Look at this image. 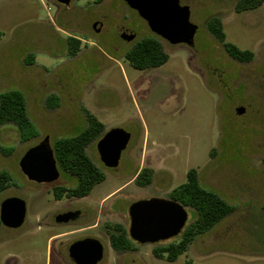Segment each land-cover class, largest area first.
Wrapping results in <instances>:
<instances>
[{"label": "rangeland", "instance_id": "rangeland-1", "mask_svg": "<svg viewBox=\"0 0 264 264\" xmlns=\"http://www.w3.org/2000/svg\"><path fill=\"white\" fill-rule=\"evenodd\" d=\"M181 1L199 27L193 46L161 40L169 61L137 70L125 53L153 34L123 1L72 0L59 10L51 0H0V93L25 95L39 133L21 142L16 127L0 128V145L14 148L8 155L0 152V172L13 176L0 204L19 197L27 206L22 227L0 229V264H75L69 249L84 237L104 245L100 264H264V3L237 13L239 0ZM213 17L222 20L227 42L254 52L252 62L228 55L208 31ZM126 29L136 33L132 41L121 38ZM70 37L81 41L74 57L68 56ZM29 55L33 64L26 61ZM51 95L59 98L55 109L47 105ZM84 109L103 123V135L120 128L131 139L115 169L101 162L99 140L92 143L87 152L106 180L85 198L56 200L54 187H75L77 179L59 169L58 181L37 184L19 163L47 136L54 148L57 139L82 132L88 126ZM143 169L153 171L146 187L135 182ZM190 169L236 212L196 237L175 262L156 258L153 249L159 244L131 238L133 250H113L109 227L120 224L129 232L130 206L170 199ZM76 209L86 213L76 223L55 220ZM186 210L187 226L195 212ZM181 234L162 244L179 241Z\"/></svg>", "mask_w": 264, "mask_h": 264}, {"label": "trees", "instance_id": "trees-1", "mask_svg": "<svg viewBox=\"0 0 264 264\" xmlns=\"http://www.w3.org/2000/svg\"><path fill=\"white\" fill-rule=\"evenodd\" d=\"M264 0H239L235 6L237 13L257 9ZM210 34L219 41L228 55L241 63H250L254 60L253 51L241 50L236 45L227 42L223 22L218 17L211 18L207 23ZM68 56L78 54L81 41L70 37L67 39ZM126 59L137 70L161 67L169 61V55L164 51L161 41L155 37H146L125 53ZM34 58L29 55L28 64H33ZM48 108L55 109L59 105V98L51 95L47 101ZM88 126L73 137L59 138L54 143V154L59 169L77 179V185L72 188L56 186L53 195L56 200L63 198H85L92 190L106 180V174L97 166L87 150L89 146L100 140L104 133V125L88 110L84 109ZM11 125L20 132L21 142H27L38 137L39 133L28 115L27 100L19 90H9L0 93V128ZM14 148H5L0 145V152L8 155ZM264 162V159H263ZM153 171L143 169L135 179L136 184L142 187L149 186ZM199 173L190 169L187 181L173 189L170 199L177 201L185 208L195 212L194 220L189 223L177 242L169 244L158 243L153 253L158 259L175 262L180 255L188 251L196 237L210 232L216 225L236 212V206L226 201L216 192L205 188L200 183ZM13 185V176L8 171L0 172V195ZM2 224L0 221V229ZM109 242L113 250L128 252L133 250V241L129 232L120 224L109 227ZM161 244V245H160Z\"/></svg>", "mask_w": 264, "mask_h": 264}, {"label": "water", "instance_id": "water-1", "mask_svg": "<svg viewBox=\"0 0 264 264\" xmlns=\"http://www.w3.org/2000/svg\"><path fill=\"white\" fill-rule=\"evenodd\" d=\"M69 5L71 0H56ZM144 19L152 32L170 44L193 46L197 26L190 21V10L181 6L179 0H122ZM99 28L96 29V32ZM128 36V41L133 39ZM238 109L239 114L244 113ZM131 135L123 129L108 131L97 143L100 160L107 168H117L121 155L128 147ZM22 173L29 181L37 184H53L60 178L50 138L47 136L37 146L30 148L19 163ZM26 202L19 197H11L0 204V221L3 227L18 229L26 220ZM130 238L142 245H155L179 236L188 221L186 208L171 199L151 198L139 200L129 208ZM71 213L56 218L58 223L67 222ZM75 264H98L104 257V246L96 238L76 241L69 249Z\"/></svg>", "mask_w": 264, "mask_h": 264}, {"label": "flooded vegetation", "instance_id": "flooded-vegetation-1", "mask_svg": "<svg viewBox=\"0 0 264 264\" xmlns=\"http://www.w3.org/2000/svg\"><path fill=\"white\" fill-rule=\"evenodd\" d=\"M52 2H54V4L55 5H57L58 6V8H59V10H60V8L61 7H65V8H68L70 5H71V2H70V4L69 5H65V4H61V3H59L58 1H56V0H51ZM72 1V0H71ZM122 1V0H121ZM180 1V4H181V6H186L185 4H183V2L181 1V0H179ZM124 2V1H123ZM125 3V2H124ZM126 4V3H125ZM127 5V4H126ZM132 10V9H131ZM133 11H135V10H133ZM136 12V11H135ZM137 13V12H136ZM137 15L139 16V14L137 13ZM140 17V16H139ZM141 18V17H140ZM142 19V18H141ZM143 21H144V24H145V27L147 28V29H149V31L153 34V37H155V38H157V39H159L160 41L161 40H164V41H166L165 39H163L161 36H159V35H157V34H155L154 32H152L151 30H150V28L148 27V25H147V23H146V21L144 20V19H142ZM95 29V28H94ZM96 30V29H95ZM99 31H100V29H99ZM99 31H98V33H99ZM199 31V27H197V31H196V33ZM134 36L133 37V39L135 38V35H136V33L134 32V31H132V30H122V32L120 33V36H121V38L122 39H124L125 41H127V42H129L126 38L128 37V36ZM132 39V40H133ZM132 40H130V41H132ZM168 42V41H167ZM115 169V168H114ZM80 199V198H79ZM61 201V200H60ZM68 213H71L72 214V217L67 221V222H61V223H59V224H61V225H70V224H73V223H76L78 220H80V219H82L83 217H85L86 216V213H85V211L84 210H81V209H76V210H66V211H64V212H62V213H60V214H58V215H56L55 216V220H56V218L58 217V216H60V215H63V214H68ZM58 223V222H57ZM86 238H92V237H84V238H82V239H80V240H83V239H86ZM79 241V240H78ZM101 242V241H100ZM102 243V242H101ZM103 259H104V257H103ZM103 259L100 261V262H98V264H100L102 261H103Z\"/></svg>", "mask_w": 264, "mask_h": 264}, {"label": "crops", "instance_id": "crops-1", "mask_svg": "<svg viewBox=\"0 0 264 264\" xmlns=\"http://www.w3.org/2000/svg\"><path fill=\"white\" fill-rule=\"evenodd\" d=\"M104 246V245H103ZM109 246H110V243H109Z\"/></svg>", "mask_w": 264, "mask_h": 264}]
</instances>
